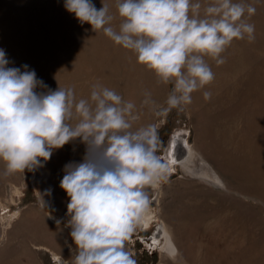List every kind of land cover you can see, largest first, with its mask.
Instances as JSON below:
<instances>
[{"label": "rangeland", "instance_id": "rangeland-1", "mask_svg": "<svg viewBox=\"0 0 264 264\" xmlns=\"http://www.w3.org/2000/svg\"><path fill=\"white\" fill-rule=\"evenodd\" d=\"M65 2L0 0V49L8 67L28 65L51 90L72 88L77 100L89 99L99 83L136 105L140 118L134 129L156 125L157 155L169 178L146 191L150 211L173 234L177 254L144 244L152 231L139 224L126 244L137 264H264V0H244L256 8L250 20L255 40H234L222 54L223 64L205 57L214 80L192 93L183 111L160 117L141 107L144 93L166 106L173 85L159 82L134 53L102 30L81 24ZM102 2L118 29L116 0H92L97 9ZM204 91L212 93L209 100ZM184 135L198 154L197 171H216L224 186L170 166L174 138ZM86 151L76 138L53 149L49 160H41L43 166L8 176L0 161V264H71L76 246L66 227L70 198L60 181L65 164L82 162Z\"/></svg>", "mask_w": 264, "mask_h": 264}, {"label": "clouds", "instance_id": "clouds-1", "mask_svg": "<svg viewBox=\"0 0 264 264\" xmlns=\"http://www.w3.org/2000/svg\"><path fill=\"white\" fill-rule=\"evenodd\" d=\"M66 0L65 8L88 23L173 87L157 105L145 92L141 107L157 117L183 111L192 93L215 76L234 40H255L250 22L256 8L244 0H116L118 29L108 5ZM0 49V161L4 176L43 166L52 150L76 138L86 144L82 162L64 166L60 187L67 193L66 227L75 244L71 264H137L126 247L150 207L146 187L166 181L168 167L157 155L155 124L135 128L136 105L116 91L94 84L89 99L77 100L72 88L51 90L28 65L8 67ZM47 89L37 92L36 89ZM205 100L212 93L204 91ZM76 121L73 124V121ZM59 223V221H57ZM65 264H68L66 261Z\"/></svg>", "mask_w": 264, "mask_h": 264}, {"label": "bare ground", "instance_id": "bare-ground-1", "mask_svg": "<svg viewBox=\"0 0 264 264\" xmlns=\"http://www.w3.org/2000/svg\"><path fill=\"white\" fill-rule=\"evenodd\" d=\"M186 136H176L174 138L173 145V156L169 160L172 167H180L189 173L192 174V177L195 179H205L213 183H216L220 186H224V181L221 176L216 171H211L210 174L199 173L197 171V158L198 154L193 146L186 142ZM65 156V154H64ZM205 166L206 164L203 163ZM160 183H156L147 187L157 189L160 186ZM156 216L153 212L148 211L145 213L140 225L145 226V230H151L152 234L148 237L142 239L144 244L150 245L151 248L159 249L162 252H166L172 256L177 254V246L173 239V234H171L165 222L159 220L160 223H157L155 220ZM46 250L51 251L48 247L42 246ZM54 259L62 261L59 254L53 252ZM63 262V261H62ZM64 261L63 263H65Z\"/></svg>", "mask_w": 264, "mask_h": 264}]
</instances>
